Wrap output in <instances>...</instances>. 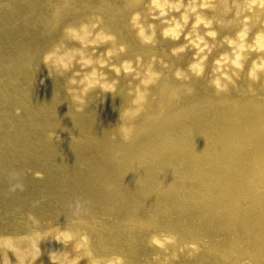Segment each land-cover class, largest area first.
I'll return each instance as SVG.
<instances>
[{"label": "bare ground", "instance_id": "bare-ground-1", "mask_svg": "<svg viewBox=\"0 0 264 264\" xmlns=\"http://www.w3.org/2000/svg\"><path fill=\"white\" fill-rule=\"evenodd\" d=\"M1 8L32 42L0 41V218L21 217L0 242L33 264H264V0Z\"/></svg>", "mask_w": 264, "mask_h": 264}, {"label": "rangeland", "instance_id": "rangeland-1", "mask_svg": "<svg viewBox=\"0 0 264 264\" xmlns=\"http://www.w3.org/2000/svg\"><path fill=\"white\" fill-rule=\"evenodd\" d=\"M2 13V14H1ZM7 16V13L5 12V10H3L2 8L0 9V15L1 17H3L4 15ZM10 35V37H9ZM0 41H5L6 44H13L16 43L18 45L22 46V43H27L28 46L31 45V37L28 36V33L26 32V30L21 31L18 29L13 28V31L7 32V31H3L2 29H0ZM1 152V151H0ZM40 176V175H39ZM41 180V176L39 178V181H36L35 183H39ZM11 184V182L9 183V185ZM6 186V181L3 180L2 182H0V199L4 200L7 199L8 196L7 195H3L2 191L4 190L3 188ZM1 210V209H0ZM18 218L17 214L14 213H6L5 215H3L0 218V227L1 228H8V230L13 227L14 229L18 226L21 225L19 224L20 218ZM11 235H8V237H10ZM17 236H22L21 235H17ZM0 264H33L34 261L41 256L40 252L37 251L38 253L36 255H32L31 251H25L26 255L22 258V260L19 259V257L16 255V250H12L11 248L8 247L7 244H3L2 242H0ZM83 264H85L83 262Z\"/></svg>", "mask_w": 264, "mask_h": 264}]
</instances>
